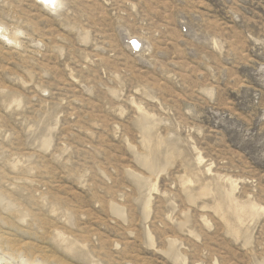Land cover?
I'll return each mask as SVG.
<instances>
[{
    "label": "rangeland",
    "instance_id": "1",
    "mask_svg": "<svg viewBox=\"0 0 264 264\" xmlns=\"http://www.w3.org/2000/svg\"><path fill=\"white\" fill-rule=\"evenodd\" d=\"M45 3L0 0V264H264V0Z\"/></svg>",
    "mask_w": 264,
    "mask_h": 264
},
{
    "label": "bare ground",
    "instance_id": "2",
    "mask_svg": "<svg viewBox=\"0 0 264 264\" xmlns=\"http://www.w3.org/2000/svg\"><path fill=\"white\" fill-rule=\"evenodd\" d=\"M44 1H46L47 4H48L50 7L53 6L54 8L57 7V6L60 4V0H43V3H44ZM45 4H46V3H45ZM47 4H46V5H47ZM2 35H3V34H2ZM133 45H134L135 47L138 48V47L140 46V43H139L138 41L134 40V41H133ZM147 163L150 164L148 160H147ZM147 163H146V164H147ZM150 166H151V165H150ZM149 168H150V167H149Z\"/></svg>",
    "mask_w": 264,
    "mask_h": 264
}]
</instances>
